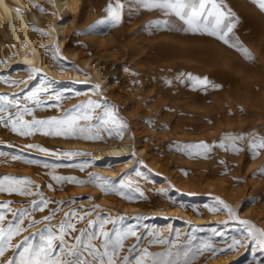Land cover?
I'll use <instances>...</instances> for the list:
<instances>
[{
  "label": "rangeland",
  "instance_id": "1",
  "mask_svg": "<svg viewBox=\"0 0 264 264\" xmlns=\"http://www.w3.org/2000/svg\"><path fill=\"white\" fill-rule=\"evenodd\" d=\"M82 2L85 6L80 18L73 22L72 15L57 14L53 22L65 19L66 24L73 23L69 30L72 35L66 37L72 40L70 47H77L90 58L95 57V51L102 55L97 68L104 75L103 79H98L69 53H62L53 48V43L45 42L43 50L51 57L50 68L36 67L39 71L31 79L29 70L33 67L21 75L22 68L18 64L2 65L9 57L0 53V95L34 107L32 100L25 101V97L31 98L33 93H38L35 99L44 103L33 115L24 116L26 121L60 118L66 110L89 99L106 101L114 106L127 127L122 138H109L105 133L102 141H84L45 136L40 132L21 137L0 126V152L5 153L0 156V175L27 177L40 186L44 197L64 202L59 206L50 203L44 211L32 212L31 219L42 221L53 208H60L50 221L27 227L22 236L13 238L14 242L38 229L58 225L64 212L70 209H76L79 217L98 206L101 214L113 219L119 214L126 218V224L138 225V234L145 237L141 249L148 246L150 234L159 233L162 234L160 238L177 246L193 251L202 249L193 257L192 264H258L264 261V252L252 241H245V246H238L236 250L222 251L233 237L243 239L246 234L239 220H248L264 230V174L259 171L264 166V149H260L255 158L249 149L253 133L264 137V12L252 0H223L225 10L233 19H238L231 34L232 42L238 40L248 49L253 57L249 60L211 36L146 27L149 22L161 18V14L144 10L139 0H121L125 7L118 26L97 23L106 18L107 4L115 5L116 0ZM140 9L146 12L144 18H141ZM34 29L43 36L49 34L38 25ZM94 38H101V44L98 45ZM11 52H17L14 44ZM54 54L59 59H53ZM76 71L88 75L81 78L71 75ZM180 73L207 77L211 84L220 87L193 89L192 82L185 80L181 84L176 79ZM169 80L171 85L166 83ZM96 85L100 86L99 93ZM219 122L223 127L220 130L217 129ZM126 131L130 133L131 144L126 157L132 158L130 165L122 166L124 157L116 161L104 148L123 141ZM240 135L244 139L235 141L240 149L235 154L214 146L206 158H189L175 149L178 144L201 141L218 145L222 138ZM225 143L230 142L225 140ZM30 144L48 151L28 148ZM140 146L143 147L141 152L137 151ZM11 154L39 163L28 165L12 161ZM89 173L107 177L117 187L123 180L126 185L123 190L132 199L115 194L102 195L99 188L89 183L57 184L51 179L56 175L88 180ZM209 181L222 182V186L212 188L208 186ZM48 184L55 190H50ZM228 193L235 195V202ZM33 199L39 200V197L0 194V202L14 201L10 205L13 211L28 207ZM218 201L227 204L236 219H230L224 211L210 212V207L219 209ZM195 213L201 218L193 219ZM96 215L92 212L88 219H95ZM6 219H11V213ZM72 223L81 228L87 221L77 223L73 220ZM78 234L72 233L67 242L74 243L73 237ZM134 242L133 238L126 241L122 255L127 254V247ZM162 250L161 245L149 247L151 252ZM136 254L138 252L133 253Z\"/></svg>",
  "mask_w": 264,
  "mask_h": 264
},
{
  "label": "snow or ice",
  "instance_id": "2",
  "mask_svg": "<svg viewBox=\"0 0 264 264\" xmlns=\"http://www.w3.org/2000/svg\"><path fill=\"white\" fill-rule=\"evenodd\" d=\"M146 11H158L161 18L155 19L146 27L175 30L191 34H201L216 38L228 47L240 52L245 59H253L251 53L238 40L232 42L231 34L238 23V19H233L232 14L225 10L223 0H139ZM260 11L264 12V0H252ZM125 7L121 0H116L115 5L108 3L106 6L107 16L98 21V24H109L118 26L123 19V9ZM42 11V9H41ZM39 31L38 29H34ZM53 59H59L54 54ZM38 69L29 70V78L38 73ZM176 79L181 83L185 80L192 82L193 89L203 87L205 90L210 86L218 89L220 85L211 84L207 77H196L191 73H180ZM171 85L172 81H166ZM99 93L100 86H95ZM47 91V89H43ZM38 93H33L32 97H25V101L31 99L34 107L22 104L21 101L12 99L8 95H0V126L10 130L13 134L21 137L30 136L40 132L45 136H56L65 139H82L84 141H102L103 134L109 138H122L123 131L127 127L116 114L114 106L106 101L87 100L86 102L74 105L72 109L66 110L60 118L52 117L48 119H35L26 121L24 116L33 115L36 108L44 103L35 99ZM56 99H60L57 94ZM55 106V105H53ZM96 110H101L97 112ZM95 113V115H94ZM47 129V130H45ZM115 133V136L113 135ZM244 136H228L222 138L218 145H209L206 142L178 144L175 145L177 151L182 152L189 158H206L212 147L231 150L234 154L240 149L235 146V141L243 140ZM225 140L230 143L226 144ZM28 148H37L40 152H47V149L37 145H27ZM249 149L253 152V157L258 155L260 149H264V137H259L253 133L249 141ZM76 153H64V155H75ZM5 153L0 152V156ZM12 161H20L28 165H37L39 162L26 159L19 154H11ZM223 163V161H221ZM48 167V165H44ZM81 171L83 168L80 169ZM264 174V166L259 170ZM88 180H78L74 177H62L52 175L51 179L57 184L63 182L75 183L77 185L89 183L99 188L102 195L115 194L121 198L131 200V196H126L123 190L126 185L123 180L117 187L107 177L89 173ZM140 173L137 172V176ZM131 183V182H129ZM50 190L52 184H48ZM40 186L36 185L27 177H16L8 174L0 175V194L19 195L23 197L37 196L39 200L33 199L28 207H20L13 211L10 205L14 201L0 202V264H192L193 257L202 249L193 251L182 245L177 246L174 242L160 238L162 234H150L148 246L140 248L144 240L143 234H138V225L126 224V218L117 215L113 219L98 211V206L92 210L85 211L84 215L77 217L76 209L64 212L63 219L58 225L38 229L37 232L23 236L19 242H14V237H20L27 231V227H35L37 224L47 223L52 219L59 207L53 208L42 221L31 219L32 212L44 211L50 203L63 204V201H50L39 191ZM137 191H139L137 189ZM143 195L142 192L139 193ZM219 209L210 207V212L217 210L227 213L230 219H236L235 213L223 201H218ZM71 201H69V207ZM92 212H96L95 219H88ZM11 213V219H6ZM27 219V224L25 220ZM135 219L139 220V217ZM77 223L87 221V223L77 228ZM239 224L244 226L243 239L232 238V242L222 251L236 250L238 246H245V241H252L260 251L264 252V230L256 228L248 220H239ZM111 225V228H106ZM79 233L73 237L74 243H68L67 238L72 233ZM134 239V243L127 247V254L122 255L125 250L126 241ZM153 245L163 246L162 251L151 252L149 247ZM133 255V253H137Z\"/></svg>",
  "mask_w": 264,
  "mask_h": 264
},
{
  "label": "bare ground",
  "instance_id": "3",
  "mask_svg": "<svg viewBox=\"0 0 264 264\" xmlns=\"http://www.w3.org/2000/svg\"><path fill=\"white\" fill-rule=\"evenodd\" d=\"M83 2L81 3V0H74L72 2L70 0H45L43 2L37 0H0V53L3 54L4 57H9V59L6 60L8 62L5 61V63L2 65L5 67L9 64H18V66L22 68L20 70L21 75H25L30 67H44L45 69L50 68L49 65L51 62V57L50 55L44 54L45 51L43 50V46L45 44H42L47 42V44L53 43V48L59 50L62 53H69L73 58L81 62V64L85 68L90 69L98 79H103L104 75H102L97 68L98 61L102 58V55L99 52L95 51V57L90 58L85 56L81 52V50L77 49V47H70L72 40L66 39V37H70V35H72L71 33L69 35V30L73 23L66 24L65 19L55 24L53 22V19L57 18V14H70L73 17L74 22V19H78L81 17L80 15L82 7L85 6ZM139 13L143 15V17L141 18H144L146 16V12L142 11L141 9L139 10ZM37 25L40 26L42 29H47L49 31L48 36L47 34L46 36H43L40 33L34 31L33 28ZM94 40L98 45H100L102 42L101 38H94ZM12 44H14L17 50L15 54L11 52ZM107 56L111 55L108 54ZM197 70L199 71V68ZM86 74L87 73L76 71L71 75H73L74 77L81 78L84 77ZM192 103L194 102L192 101ZM219 123L220 124L217 127L218 130L223 128L221 122ZM129 142L130 133L126 131L123 141L107 145L105 146L104 150L106 153L113 156L116 161L121 160V158L124 157V160L121 163L122 166L130 165L132 157H126L128 155L129 150L131 149V144ZM142 150L143 147L141 146L137 149V151L139 152H141ZM100 154L101 153H99V155ZM215 171H213V173ZM221 183L222 182L209 181L208 186L216 188L221 185ZM228 184L230 183L228 182ZM228 186L230 187L231 185ZM228 194L230 196L229 198H232V202H235V195L233 193ZM192 216H194V218L192 217L193 219L201 218L199 214ZM211 218H213V216ZM258 264H264V261L259 262Z\"/></svg>",
  "mask_w": 264,
  "mask_h": 264
}]
</instances>
